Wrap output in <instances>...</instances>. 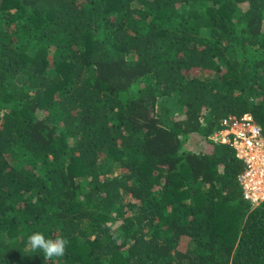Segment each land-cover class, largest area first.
<instances>
[{
	"label": "trees",
	"instance_id": "16d2710c",
	"mask_svg": "<svg viewBox=\"0 0 264 264\" xmlns=\"http://www.w3.org/2000/svg\"><path fill=\"white\" fill-rule=\"evenodd\" d=\"M263 22L264 0H0V264H57L36 231L59 264H264V200L209 139L243 113L264 135Z\"/></svg>",
	"mask_w": 264,
	"mask_h": 264
},
{
	"label": "built area",
	"instance_id": "2783aa9c",
	"mask_svg": "<svg viewBox=\"0 0 264 264\" xmlns=\"http://www.w3.org/2000/svg\"><path fill=\"white\" fill-rule=\"evenodd\" d=\"M209 139L230 146L244 169L237 180L252 205L264 200V135L250 113L224 117Z\"/></svg>",
	"mask_w": 264,
	"mask_h": 264
},
{
	"label": "clouds",
	"instance_id": "9594fccd",
	"mask_svg": "<svg viewBox=\"0 0 264 264\" xmlns=\"http://www.w3.org/2000/svg\"><path fill=\"white\" fill-rule=\"evenodd\" d=\"M68 243L66 238L58 235L54 238H46L39 231L33 232L27 238V246L32 252L40 251L45 260H56L57 264H59V258L66 254Z\"/></svg>",
	"mask_w": 264,
	"mask_h": 264
},
{
	"label": "rangeland",
	"instance_id": "374dc122",
	"mask_svg": "<svg viewBox=\"0 0 264 264\" xmlns=\"http://www.w3.org/2000/svg\"><path fill=\"white\" fill-rule=\"evenodd\" d=\"M263 27H264V22H263ZM205 74H209V73H205ZM199 75L202 76L203 75L202 72H200ZM165 102H168V99L167 98H160L159 97L158 100H157V105L156 106L158 107L159 104L165 103ZM195 137H196V139L194 140L195 144H198L197 146H198V148L200 150H204V148H205V141H201V138H199V136H195ZM118 172H119V169H116V171H115L114 174H116ZM252 206L254 207L255 205H252Z\"/></svg>",
	"mask_w": 264,
	"mask_h": 264
}]
</instances>
